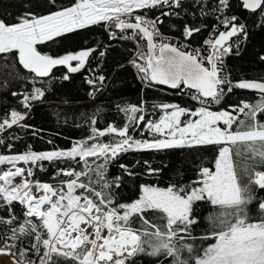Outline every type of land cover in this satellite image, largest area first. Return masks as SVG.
Instances as JSON below:
<instances>
[{
	"label": "snow or ice",
	"instance_id": "1",
	"mask_svg": "<svg viewBox=\"0 0 264 264\" xmlns=\"http://www.w3.org/2000/svg\"><path fill=\"white\" fill-rule=\"evenodd\" d=\"M234 6L264 17V0H26L13 21L0 16V57L15 61L35 81L30 91H11L22 111L0 116V133L16 127L39 134L27 120L34 103L46 99L59 67L66 69L63 81L88 73L90 97L104 90L106 76L90 63L96 47L58 56L38 50L94 26L103 27L110 41L134 44L128 63L145 87L164 86L199 105L153 104V119L146 101L117 104L126 122L102 129L97 110L87 118L88 137L68 148L36 151L28 145L13 152L14 143L0 137L8 150L0 153V257L10 264H144L145 258L151 264H264V78L233 81L226 71V58L239 54L241 38L248 36ZM164 17L189 18L181 37L161 31ZM205 30L209 35L193 47L192 39ZM235 89L255 99L225 104ZM137 131L143 138L133 135ZM208 148L216 150L210 164L202 155L189 158L193 177L185 180L180 168L167 186L140 183L130 201L122 200L121 188L140 176L159 177L163 168L145 160L142 171H135L137 161L110 174L131 152L199 154ZM46 164L54 168L50 181L37 175L47 171ZM202 204L212 211L205 217L206 233L198 234ZM209 239L214 243L207 247L197 244Z\"/></svg>",
	"mask_w": 264,
	"mask_h": 264
},
{
	"label": "trees",
	"instance_id": "2",
	"mask_svg": "<svg viewBox=\"0 0 264 264\" xmlns=\"http://www.w3.org/2000/svg\"><path fill=\"white\" fill-rule=\"evenodd\" d=\"M26 0H0V16L13 21L17 14L23 10ZM35 5H39L41 0H31ZM67 2V0H65ZM235 4V0H233ZM47 12V8L39 9ZM233 12L238 14L240 20L247 25L248 36L242 39L239 46V54H232L227 58L228 72L231 73V79L238 81L242 79L253 80L264 78V61L260 59L264 56V25H260V17L258 14H251L239 7L233 8ZM155 15V13H153ZM164 24L161 25V31L165 34H171L181 37L183 25L188 17L184 18H168L164 17ZM214 21H209V25ZM175 25V28L172 26ZM209 34V30H205L196 35L191 43L199 45ZM98 50L91 57V67L96 69L97 75L106 76L104 90L98 93L95 98L89 96L90 86L85 82L86 72L71 74L68 81H63L60 77L66 72V69L59 67L55 69V78L47 85L49 90L46 93V99L42 102L34 103V107L27 120L29 125L35 129L41 130L37 136H32L30 130L14 127L8 132L1 133L0 137L5 139V143L12 142L15 147L13 152H23L28 145L36 151L50 150L52 148H68L71 143L86 139L90 134V122L87 119L97 110L100 111V120L98 127L105 128L108 123H115L117 126H123L126 122L122 113L116 111L115 105L130 103L139 105L141 101L147 102L149 114L158 115V110L153 112L151 106L161 103H178L185 107H198L195 103L184 96L175 95L173 90L163 88L161 86L149 89L139 81L133 69L127 64L133 53V44L130 42L110 41L105 29L100 26H94L86 30H80L73 34H68L62 38H58L55 42H48L39 45L38 50L45 54L53 56L63 55L67 52H75L82 48H93ZM104 51L105 56L101 57L100 52ZM3 58V57H0ZM17 64V63H16ZM120 65H125L120 67ZM18 67H20L17 64ZM22 69V68H20ZM29 77L28 81L22 84L14 85L10 88H0V116L12 108L21 110L18 99L10 95L11 91H30L35 81L31 76L23 70ZM43 83V82H40ZM37 86H40L38 83ZM253 93L247 90L235 89L233 93L226 98L225 104H238L241 100H254ZM223 106V105H221ZM217 106V110L218 107ZM83 114V115H82ZM15 135L20 139L9 141L8 137ZM137 139L140 132L133 133ZM108 137H105L107 139ZM51 140L53 143H48ZM0 153H8L4 146H0ZM10 154V153H9ZM203 156L204 162L210 164L216 155L215 148H208L197 154L189 150H169L164 152H131L121 156L116 164L110 167V174L115 176L119 173V164L134 165L137 161L140 163L136 166L135 171H142L143 162L150 161L151 165L156 168H163V172L159 177L140 176L134 181L129 180L122 188V200L130 201L136 198L138 194L137 186L140 183H158L164 187L170 182L169 178H175L176 170L183 168L187 180L194 176V172L188 167L189 158L200 159ZM47 171L38 172V178L50 181L54 168L46 164ZM261 195H264L262 193ZM212 209L202 204L198 209L200 216V225L197 228L198 234H205L208 225L206 216ZM251 211L255 215V205L251 206ZM214 243V240H197V244L203 248ZM4 262H10L7 257H0ZM144 264H151L147 258Z\"/></svg>",
	"mask_w": 264,
	"mask_h": 264
},
{
	"label": "rangeland",
	"instance_id": "3",
	"mask_svg": "<svg viewBox=\"0 0 264 264\" xmlns=\"http://www.w3.org/2000/svg\"><path fill=\"white\" fill-rule=\"evenodd\" d=\"M25 76H27V74L17 66L15 61L6 62L4 58H0V88L5 89L17 84H22L25 82L22 77ZM5 81L7 82L6 84L4 83ZM150 115L151 118L158 119V115L154 116L153 113H150ZM102 139L108 141L111 138L108 137L107 139ZM252 214L254 213L252 212ZM206 224L208 225V221Z\"/></svg>",
	"mask_w": 264,
	"mask_h": 264
},
{
	"label": "built area",
	"instance_id": "4",
	"mask_svg": "<svg viewBox=\"0 0 264 264\" xmlns=\"http://www.w3.org/2000/svg\"><path fill=\"white\" fill-rule=\"evenodd\" d=\"M241 21V20H240ZM241 22H243V21H241ZM244 23V22H243ZM106 32V31H105ZM106 34H107V36H109V34L106 32ZM167 36H169L170 38H175V37H179V36H175V35H171V34H166ZM209 35V34H208ZM207 35V36H208ZM206 36V37H207ZM205 37V38H206ZM204 38V39H205ZM109 39V38H108ZM118 42H124V41H118ZM127 42V41H126ZM203 42V41H202ZM202 42H201V44H202ZM130 43H132V42H130ZM133 44V43H132ZM201 44H199V45H194V44H192L193 45V47H196V46H200ZM133 48H134V44H133ZM134 54H135V48H134V50H133V53H132V55H131V57H130V59L129 60H131L133 57H134ZM234 54V53H233ZM228 58V57H227ZM227 58H226V71L228 72V67H227ZM128 60V61H129ZM128 61H127V64L133 69V71H134V73H135V75H136V77H137V74H136V70L128 63ZM137 79H138V77H137ZM139 80V79H138ZM140 81V80H139ZM184 97H186V98H188L189 100H191L190 99V97L189 96H184ZM192 101V100H191ZM193 103H195L196 105H198L196 102H194V101H192ZM199 106V105H198ZM1 135V134H0Z\"/></svg>",
	"mask_w": 264,
	"mask_h": 264
},
{
	"label": "bare ground",
	"instance_id": "5",
	"mask_svg": "<svg viewBox=\"0 0 264 264\" xmlns=\"http://www.w3.org/2000/svg\"><path fill=\"white\" fill-rule=\"evenodd\" d=\"M5 264H10V262H5Z\"/></svg>",
	"mask_w": 264,
	"mask_h": 264
},
{
	"label": "water",
	"instance_id": "6",
	"mask_svg": "<svg viewBox=\"0 0 264 264\" xmlns=\"http://www.w3.org/2000/svg\"><path fill=\"white\" fill-rule=\"evenodd\" d=\"M161 87H163V88H166V87H164V86H161ZM167 89V88H166ZM170 90V89H169Z\"/></svg>",
	"mask_w": 264,
	"mask_h": 264
}]
</instances>
